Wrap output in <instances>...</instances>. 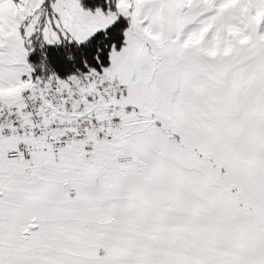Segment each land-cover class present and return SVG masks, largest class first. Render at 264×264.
<instances>
[{"label": "snow or ice", "instance_id": "1", "mask_svg": "<svg viewBox=\"0 0 264 264\" xmlns=\"http://www.w3.org/2000/svg\"><path fill=\"white\" fill-rule=\"evenodd\" d=\"M0 264H264V0H0Z\"/></svg>", "mask_w": 264, "mask_h": 264}]
</instances>
